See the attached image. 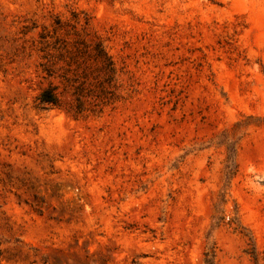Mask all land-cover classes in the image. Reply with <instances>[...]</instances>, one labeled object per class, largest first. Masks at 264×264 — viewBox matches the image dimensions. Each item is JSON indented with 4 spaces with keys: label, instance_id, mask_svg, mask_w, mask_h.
I'll list each match as a JSON object with an SVG mask.
<instances>
[{
    "label": "rangeland",
    "instance_id": "1",
    "mask_svg": "<svg viewBox=\"0 0 264 264\" xmlns=\"http://www.w3.org/2000/svg\"><path fill=\"white\" fill-rule=\"evenodd\" d=\"M0 264H264V0H0Z\"/></svg>",
    "mask_w": 264,
    "mask_h": 264
},
{
    "label": "trees",
    "instance_id": "2",
    "mask_svg": "<svg viewBox=\"0 0 264 264\" xmlns=\"http://www.w3.org/2000/svg\"><path fill=\"white\" fill-rule=\"evenodd\" d=\"M87 55L99 63L100 68L103 69V74L107 78L113 76L115 72L113 61L101 42L96 41ZM38 100L44 108L58 106L60 102L57 93L51 87L42 89L38 95Z\"/></svg>",
    "mask_w": 264,
    "mask_h": 264
}]
</instances>
